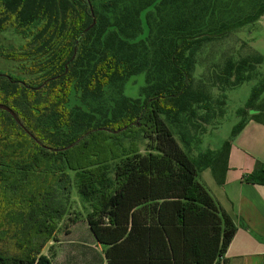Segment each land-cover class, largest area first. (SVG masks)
<instances>
[{
  "label": "trees",
  "instance_id": "1",
  "mask_svg": "<svg viewBox=\"0 0 264 264\" xmlns=\"http://www.w3.org/2000/svg\"><path fill=\"white\" fill-rule=\"evenodd\" d=\"M119 3L0 0V34L12 29L26 41L19 49L0 50L2 59L21 65L23 76L0 73V105L15 116L0 110V197L7 185L26 193L29 182L44 179L17 211L28 223L20 229L27 234L18 243L21 254H0V264H52L42 252L56 232L54 220L65 214L59 192H71L69 171L78 174L79 195L91 204L88 224L106 248V264H219L234 238L233 220L198 182L208 169L224 179L230 141L193 157L191 140L182 133L183 148L170 125L182 116L205 125L222 118L226 91L255 79L263 57L227 62L218 75L222 100L212 105L210 93L196 90L193 74L198 52L213 37L196 35L189 19L181 18L146 47L150 40L136 43V35L109 18ZM141 18L133 20L135 30ZM147 72L144 100L122 99L102 119L69 108L73 93L100 99L107 87ZM236 114L241 120L232 140L249 121L264 125V76ZM134 132L154 143L149 153L134 146L124 157L116 154L112 140ZM120 158L109 179L106 164ZM245 179L264 186V164Z\"/></svg>",
  "mask_w": 264,
  "mask_h": 264
},
{
  "label": "rangeland",
  "instance_id": "2",
  "mask_svg": "<svg viewBox=\"0 0 264 264\" xmlns=\"http://www.w3.org/2000/svg\"><path fill=\"white\" fill-rule=\"evenodd\" d=\"M164 1L120 0L118 8L108 13V16L113 23L118 22L125 30H128L131 36L136 35L134 39L136 43H140L143 39L150 40L146 47H153L151 39L158 31L162 30V27L167 23L174 25L181 18L189 19V27L196 35L213 37L212 40L204 43L198 52L193 74L196 90L210 93L213 97L212 105L217 100H222L218 75L225 68L227 62H236L256 55L263 57V64L257 70L255 79L231 91H226L227 105L222 118L217 117L205 125L201 121L182 116L179 118V122L170 125L176 140L183 148L185 146L180 135L184 133L191 140V156L197 157L199 153L210 149L219 151L230 140L234 128L241 120L236 114L237 111L245 107L253 88L264 76V0H176L175 3H173L175 0H172L171 6L165 4L164 6ZM139 16L142 17L141 28L135 30L132 27V22ZM134 21L136 24V20ZM25 42L12 29L0 34V50L3 51L19 49ZM147 54L152 57L154 49L149 48ZM0 73L23 78L21 65L4 60L1 56ZM149 78L147 72L109 86L105 89L103 97L96 100L84 98L81 93H73L69 108H80L97 119H102L106 115H111L117 107V103L122 99L144 100ZM112 142L119 147L115 153L121 152L123 157L129 154L134 146V149H137L139 153L147 155L150 147L154 145L153 142L145 140L142 134L136 132L130 136L123 135L120 140L113 139ZM121 158L110 160L106 164V175L109 179L113 178L116 166L123 160ZM68 174L72 182L71 192L69 195L59 192V201L65 208V214L60 219L54 220L57 223V229L45 248L52 242L51 246L44 253L48 252L54 264H83L94 258L95 250L91 246L92 240L88 232V217L92 213V207L79 195L78 174L70 171ZM29 183L30 186L26 193L22 189L14 190L10 184L1 194L0 254L3 256H19L21 254L18 243H22L27 234H21L20 229L23 227V222L28 223L23 219L24 215L21 214L18 217L17 211L21 210L19 205L23 197L26 198L29 196L28 194L34 192L33 185L43 184L44 179L39 178L37 181L33 180ZM68 231L72 232L69 238H67ZM81 240L84 242L80 244ZM52 249L56 250L57 255H51Z\"/></svg>",
  "mask_w": 264,
  "mask_h": 264
},
{
  "label": "crops",
  "instance_id": "3",
  "mask_svg": "<svg viewBox=\"0 0 264 264\" xmlns=\"http://www.w3.org/2000/svg\"><path fill=\"white\" fill-rule=\"evenodd\" d=\"M228 141L230 151L224 179L219 182L211 169L198 175V182L236 227L234 238L219 264H264V186L253 185L245 179L258 163L264 164V125L249 121L238 136ZM88 232L95 250L94 258L83 264H106V248L96 241L89 224ZM71 233L67 232V238ZM48 247L42 254L54 264L48 252L44 253ZM51 255H57L55 249Z\"/></svg>",
  "mask_w": 264,
  "mask_h": 264
},
{
  "label": "water",
  "instance_id": "4",
  "mask_svg": "<svg viewBox=\"0 0 264 264\" xmlns=\"http://www.w3.org/2000/svg\"><path fill=\"white\" fill-rule=\"evenodd\" d=\"M95 23H96V20L93 19V25H95ZM0 110L6 111V112L10 113L12 116H14V113L9 108H7V107H5L3 105H0Z\"/></svg>",
  "mask_w": 264,
  "mask_h": 264
}]
</instances>
